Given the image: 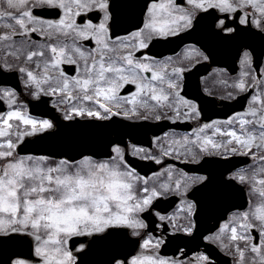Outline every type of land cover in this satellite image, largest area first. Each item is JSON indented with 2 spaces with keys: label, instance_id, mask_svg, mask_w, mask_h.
<instances>
[{
  "label": "snow or ice",
  "instance_id": "6c2138e0",
  "mask_svg": "<svg viewBox=\"0 0 264 264\" xmlns=\"http://www.w3.org/2000/svg\"><path fill=\"white\" fill-rule=\"evenodd\" d=\"M201 28L264 39V0H0V80L18 78L38 101L34 112L47 115L50 105L65 122H109L132 137L110 142L104 160L22 155L54 124L0 87V264H77L75 253H86L76 238L99 234L127 243L115 264H218L209 249L187 247L201 238L225 264H264V61L244 46L235 75L201 76L202 96L188 97L186 79L209 66L205 51L185 43ZM202 97L226 101L232 114L202 122ZM233 157L248 162L224 186L243 202L223 208L205 234L194 217L210 177L178 165ZM161 201L172 210L154 211Z\"/></svg>",
  "mask_w": 264,
  "mask_h": 264
},
{
  "label": "flooded vegetation",
  "instance_id": "af4514ba",
  "mask_svg": "<svg viewBox=\"0 0 264 264\" xmlns=\"http://www.w3.org/2000/svg\"><path fill=\"white\" fill-rule=\"evenodd\" d=\"M202 32H203L204 39H209L210 37H212L210 36V33L207 31L206 28H202ZM164 55L167 56V55H172V54H164ZM219 70L220 68H216V67L210 68L208 73L205 76H203V78L206 80H210L212 73L214 71L219 72ZM224 71L227 72L226 70ZM197 81H199L200 83V77L196 76L195 78H189V79H186L185 85L189 87V90L193 91L196 88ZM210 86L216 87L215 85H210ZM18 95L20 97L21 96L25 97V100H21V102L26 104V98L28 96L22 95V93ZM29 100L30 98H28V101ZM204 109L207 111V116H219V115L225 114V110L223 109L221 100L219 99H215L213 101L212 108L207 106ZM217 120H224V119H217ZM202 122H205V121L202 120ZM123 123L129 124V126L132 127L130 122H123ZM194 123L193 125H179V126H174V127L176 128V131L178 132H186V131L191 130V127L194 126ZM169 127L164 125V130H168ZM100 129L102 130L101 132L97 128L98 137H105L108 135L113 140H118V141L123 140L125 144H127L129 140L132 139L131 136L126 135V132L128 131L126 128H122L118 125H115V126L110 125L109 122H103V126ZM156 131L159 132V128H157ZM148 135L150 136L151 133H149ZM136 137L138 139L139 138L145 139L142 132ZM246 162H248L247 158L241 157V159L238 158V160H233L230 163L224 162V161H218L215 164L204 165V167H201V165H198L197 171L195 173L187 172L189 175H192V176L205 175V176L210 177V183L208 187L202 193H200L198 197L200 200V204L198 205L199 214L197 218L201 220L204 225H208L205 228L206 230L213 227L215 218L218 217L219 212L222 211L223 208L231 207L233 204H240L243 202L242 194L230 192L228 189L225 188L224 182L226 181L230 172L235 171L238 168L245 167ZM171 163L174 164V161H171ZM193 202H195V199L193 200ZM164 209H167L168 212L172 210L170 207H168L167 201H164L163 203H161V207L155 209L154 211H160L161 214H165ZM148 218H149V228L152 230V227H153L152 221L155 219V216L153 215L152 218L151 217H148ZM157 233H159V230H157ZM205 234H207V232ZM129 238H132V237L129 235ZM199 241L201 243H204L202 238ZM124 245L126 247L127 243H125ZM188 247L189 249H197V250L200 249L199 251H203L204 249L203 246H199L197 248L196 244H190L188 245Z\"/></svg>",
  "mask_w": 264,
  "mask_h": 264
},
{
  "label": "water",
  "instance_id": "95a60500",
  "mask_svg": "<svg viewBox=\"0 0 264 264\" xmlns=\"http://www.w3.org/2000/svg\"><path fill=\"white\" fill-rule=\"evenodd\" d=\"M191 41V40H187ZM193 42L197 43L198 45H204L205 42L202 40H194ZM216 46L214 48L208 47L206 52L208 53L210 59L214 64H224L225 61L223 59V55L221 54L223 51V47L227 44H232V41L226 40H215ZM235 49L236 52L243 46H247L252 49L254 52L255 57H259L262 54L264 48V40L263 39H252L251 41H235ZM201 46V47H202ZM218 53V55H217ZM32 114L41 115L39 112L32 111ZM72 123H66L61 125L57 131L54 133L46 134L49 138L45 141H42L38 145H34L37 150L34 152H24L26 153H33V154H46L52 156H78L79 152H84L85 154L96 155V150L92 147L93 141L80 137L78 134L74 135L76 131H79L78 125H83V123L75 124V127L71 125ZM91 142L89 146L86 147V142Z\"/></svg>",
  "mask_w": 264,
  "mask_h": 264
}]
</instances>
